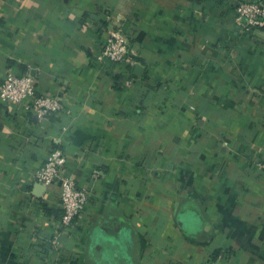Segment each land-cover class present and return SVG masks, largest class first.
Returning a JSON list of instances; mask_svg holds the SVG:
<instances>
[{"label":"crops","instance_id":"1","mask_svg":"<svg viewBox=\"0 0 264 264\" xmlns=\"http://www.w3.org/2000/svg\"><path fill=\"white\" fill-rule=\"evenodd\" d=\"M238 1L0 0V86L28 73L64 107L0 101V264H264V27ZM53 149L91 194L68 234L34 182Z\"/></svg>","mask_w":264,"mask_h":264},{"label":"built area","instance_id":"2","mask_svg":"<svg viewBox=\"0 0 264 264\" xmlns=\"http://www.w3.org/2000/svg\"><path fill=\"white\" fill-rule=\"evenodd\" d=\"M235 24L243 32L255 31L264 27V0L238 1L234 6ZM132 55L129 37L124 27L109 32L103 49V56L117 64L128 62ZM0 101L20 105L26 111H33L40 121L63 110L60 98L42 95L37 92L35 79L31 74L17 75L9 72L0 86ZM67 155L60 149H53L42 168L34 175V182L42 185L47 193L58 183L61 189L60 205L62 214L57 227L61 233H70L77 222L83 218L90 202L91 194L85 187L66 172ZM53 250L59 255V243L50 241ZM59 259V257H54Z\"/></svg>","mask_w":264,"mask_h":264},{"label":"water","instance_id":"3","mask_svg":"<svg viewBox=\"0 0 264 264\" xmlns=\"http://www.w3.org/2000/svg\"><path fill=\"white\" fill-rule=\"evenodd\" d=\"M43 187V186H42ZM44 188V187H43Z\"/></svg>","mask_w":264,"mask_h":264}]
</instances>
